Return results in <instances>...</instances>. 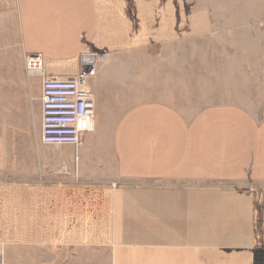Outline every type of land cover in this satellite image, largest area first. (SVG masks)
<instances>
[{"label": "crops", "instance_id": "obj_1", "mask_svg": "<svg viewBox=\"0 0 264 264\" xmlns=\"http://www.w3.org/2000/svg\"><path fill=\"white\" fill-rule=\"evenodd\" d=\"M198 1L0 0V71H15L0 100L19 122L33 99L41 128L32 55L48 76L88 75L97 103L81 147L25 149L34 221L190 236L197 264H264V0Z\"/></svg>", "mask_w": 264, "mask_h": 264}, {"label": "rangeland", "instance_id": "obj_2", "mask_svg": "<svg viewBox=\"0 0 264 264\" xmlns=\"http://www.w3.org/2000/svg\"><path fill=\"white\" fill-rule=\"evenodd\" d=\"M236 1L220 0V4ZM220 4L214 2L209 5L217 7ZM24 68L23 82L38 77L40 86V73L30 75L26 60ZM5 72L15 71H0V87L5 83L2 75ZM17 74L20 76V71ZM89 79L91 86L93 79ZM5 103L4 99L0 100V264H197L192 261L190 236H84L68 234L70 230L59 228L58 225L67 219L34 221V180L15 178L34 171L27 162L31 158L28 153L33 151L25 149L55 150L62 149V146H47L41 142V128L36 123L33 99L26 106V125L14 116L15 109L6 107ZM63 148L72 147L64 145ZM39 215L41 217L42 213ZM170 220H173V215ZM161 224L156 221L159 227Z\"/></svg>", "mask_w": 264, "mask_h": 264}, {"label": "built area", "instance_id": "obj_3", "mask_svg": "<svg viewBox=\"0 0 264 264\" xmlns=\"http://www.w3.org/2000/svg\"><path fill=\"white\" fill-rule=\"evenodd\" d=\"M104 56L99 58L100 61ZM30 75L42 71L41 142L45 145L79 147L85 134L94 131L97 103L89 89V76L51 77L41 55L26 58Z\"/></svg>", "mask_w": 264, "mask_h": 264}, {"label": "bare ground", "instance_id": "obj_4", "mask_svg": "<svg viewBox=\"0 0 264 264\" xmlns=\"http://www.w3.org/2000/svg\"><path fill=\"white\" fill-rule=\"evenodd\" d=\"M199 2V1H198ZM217 3V4H220V0H200V2L199 3H201V4H204V5H206V4H212V3ZM236 3H239V0H237L236 1ZM241 3V2H240ZM218 7H216V9H217ZM219 9V8H218ZM230 11H231V9H230ZM222 12V11H221ZM238 12V11H237ZM203 13V12H202ZM223 13V12H222ZM226 13V12H225ZM227 14V13H226ZM229 14V13H228ZM230 14H232V13H230ZM230 19H232V18H230ZM232 23V22H231ZM213 28H215V26L213 27ZM219 30H220V28H215V31L213 32V30H211L210 32H209V35H211V36H216V35H218V32H219ZM207 34V33H206ZM222 35V34H221ZM219 37V36H218ZM216 50V49H215ZM252 51V50H251ZM36 73H40V74H42V71H39V72H34L33 74L35 75ZM32 74V75H33ZM41 92H42V88H41ZM96 126V125H95ZM148 126V125H147ZM153 127V126H152ZM152 129V128H151ZM150 129V130H151ZM94 131H95V127H94ZM94 131H92V132H90V133H88V134H91V133H93ZM218 131V130H217ZM88 134H85L84 135V137L86 136V135H88ZM84 137H83V139H82V143H83V141H84ZM81 143V144H82ZM80 144V145H81ZM160 144H161V142H160ZM45 145V144H44ZM153 145V144H152ZM47 146H52V145H47ZM57 146H64V145H57ZM56 146V147H57ZM69 146H71V145H69ZM74 147H76V146H74Z\"/></svg>", "mask_w": 264, "mask_h": 264}]
</instances>
